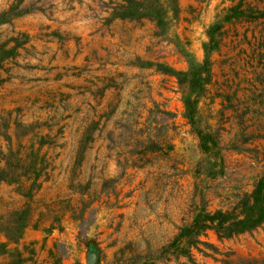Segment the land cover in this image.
<instances>
[{
    "label": "rangeland",
    "instance_id": "1",
    "mask_svg": "<svg viewBox=\"0 0 264 264\" xmlns=\"http://www.w3.org/2000/svg\"><path fill=\"white\" fill-rule=\"evenodd\" d=\"M238 1L176 0L161 31L119 14L125 0H0V166L44 138L37 188L22 194L0 179L2 220L23 215L19 248L31 246L43 264L264 263V224L227 239L207 230L187 254L170 245L200 209L230 207L264 173V95L253 101L264 94V24L227 23L211 49L200 111L239 148L222 150V176L194 174L198 140L172 74L203 60L207 29ZM234 92L238 109L221 115L214 95ZM244 103L256 109L241 127L225 120ZM146 117L169 126L170 158L131 166L137 140L158 131Z\"/></svg>",
    "mask_w": 264,
    "mask_h": 264
},
{
    "label": "trees",
    "instance_id": "2",
    "mask_svg": "<svg viewBox=\"0 0 264 264\" xmlns=\"http://www.w3.org/2000/svg\"><path fill=\"white\" fill-rule=\"evenodd\" d=\"M119 9V14L130 18H148L156 22L157 27L164 31L168 24V13L176 12V0H167L166 3L159 0H125ZM168 4V7H166ZM4 14L1 13L0 16ZM245 21L248 23L257 22L264 24V6L258 7L249 2L239 0L237 3L224 9V14L220 22L213 24L207 29L209 40L203 44L204 57L197 64L191 65L188 70L172 72L177 78L182 91L183 117L191 128V132L198 140V147L201 157L194 165V174L207 178H216L222 176L225 172V159L222 150L227 147L239 149L234 140L224 144L220 135V130L216 125H211L206 119L202 118L200 111V102L208 94V87L213 78V61L211 58V49L218 47L219 39L226 30L224 26L227 23ZM219 37V38H218ZM0 49V65L7 55V51ZM263 93L260 92L253 98V101H263ZM214 97H221V115L227 107L238 109L237 103L232 102L236 98V92L232 96L226 97L222 93H216ZM225 97V99H224ZM238 115L229 116L225 120L236 119L241 127L245 120V115L250 114L253 106L244 103ZM255 111V110H254ZM152 117H146L143 124L153 123L158 127L153 135H147L137 140L133 149L135 158L131 166H141L150 162L153 158H170L172 151L171 137L166 132L169 128L164 122L152 120ZM244 131H240L243 136ZM252 134L240 139L242 142L254 138ZM44 138H40L38 146L33 145L24 148V152L16 158L15 162H5L0 166V179L10 184H15L18 191L22 194H30L32 190L39 186L38 178L41 175V164L44 162L45 153L42 152ZM17 154V153H13ZM26 213V211H23ZM22 212V213H23ZM16 214V213H15ZM23 215L16 218L2 220L0 216V235L12 239L17 244L9 251L3 242L0 241V264H43L35 258V252L29 245L18 247V238L21 235ZM264 224V173L259 176L252 188L237 194L234 203L226 209H215L206 211L200 209L187 224L181 225L170 245H181L178 254H187L189 247L198 243L197 237L207 230H213L218 238H231L240 233L253 230ZM264 264V263H261Z\"/></svg>",
    "mask_w": 264,
    "mask_h": 264
},
{
    "label": "water",
    "instance_id": "3",
    "mask_svg": "<svg viewBox=\"0 0 264 264\" xmlns=\"http://www.w3.org/2000/svg\"><path fill=\"white\" fill-rule=\"evenodd\" d=\"M91 263L93 264V261L91 260Z\"/></svg>",
    "mask_w": 264,
    "mask_h": 264
}]
</instances>
